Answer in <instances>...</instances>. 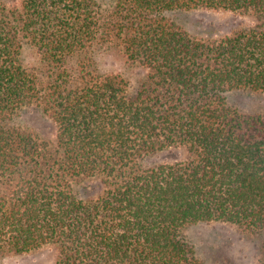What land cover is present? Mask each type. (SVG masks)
Wrapping results in <instances>:
<instances>
[{"label": "trees", "instance_id": "obj_1", "mask_svg": "<svg viewBox=\"0 0 264 264\" xmlns=\"http://www.w3.org/2000/svg\"><path fill=\"white\" fill-rule=\"evenodd\" d=\"M183 11L255 23L194 37L169 17ZM108 46L145 73L135 90L98 69ZM238 91L264 97V0L2 1L0 260L54 247L56 264H204L188 226L263 231L264 111L232 107ZM31 109L52 138L19 124Z\"/></svg>", "mask_w": 264, "mask_h": 264}, {"label": "rangeland", "instance_id": "obj_2", "mask_svg": "<svg viewBox=\"0 0 264 264\" xmlns=\"http://www.w3.org/2000/svg\"><path fill=\"white\" fill-rule=\"evenodd\" d=\"M9 0H0L1 2ZM169 17L194 37L202 36L209 28L217 27L218 33H228L238 26H253V17L212 11H183L169 14ZM24 64L31 70L43 74V65L38 53L31 47L24 50ZM97 67L102 73L121 75L132 90L143 80L145 73L140 67L129 64L116 46L103 48L97 54ZM232 107L245 115H256L264 111V97L249 91H238L229 95ZM19 124L42 138H52L55 127L40 111L27 110L19 119ZM186 152L176 151L159 154L150 159L148 165L170 162L174 158L185 159ZM92 184L84 182L78 188L85 196V188ZM184 235L194 246L197 257L204 264H259L264 249V230L248 231L225 223L197 224L188 226ZM58 252L54 247L23 256H9L0 264H56Z\"/></svg>", "mask_w": 264, "mask_h": 264}]
</instances>
